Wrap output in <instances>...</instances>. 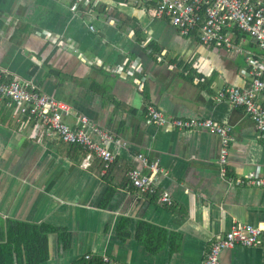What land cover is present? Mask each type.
Listing matches in <instances>:
<instances>
[{
	"label": "crops",
	"instance_id": "crops-1",
	"mask_svg": "<svg viewBox=\"0 0 264 264\" xmlns=\"http://www.w3.org/2000/svg\"><path fill=\"white\" fill-rule=\"evenodd\" d=\"M155 12L154 0H0V69L69 103L73 127L83 114L113 136L105 169L0 101V219L5 230L15 220L47 231L38 264H204L233 223L264 225V187L248 183L264 173V135L243 108L215 98L249 83L247 57L264 63V48L240 30L235 47L204 45ZM149 105L232 126L226 174L216 133L157 127ZM137 153L158 162L157 189L171 204L132 185ZM220 262L264 264V244L225 248Z\"/></svg>",
	"mask_w": 264,
	"mask_h": 264
},
{
	"label": "built area",
	"instance_id": "built-area-1",
	"mask_svg": "<svg viewBox=\"0 0 264 264\" xmlns=\"http://www.w3.org/2000/svg\"><path fill=\"white\" fill-rule=\"evenodd\" d=\"M75 5H87L89 0H72ZM156 15L168 17L182 35H196L204 45L224 44L235 47L232 40L234 27L250 35L264 48V1L257 0H154ZM93 28V26H91ZM247 73L251 77L244 87L225 86L216 94L217 101H227L243 108L254 120L258 131L264 135V106L257 104L256 96L264 93V63L252 56L247 57ZM134 67L125 68L126 72ZM0 101L14 107L22 117H29L43 123L59 141L76 144L81 147L88 163L96 157L107 169L115 161V154L106 145L113 140L112 134L86 115H78L79 125L73 127L65 116L70 114L71 106L64 100L49 95L39 88L36 82L11 77L0 69ZM148 120L157 127L173 126L179 129H207L220 138L219 165L222 174H226L229 147L233 141L232 126L221 125L212 119L177 118L164 115L154 105L147 107ZM97 135L99 139H95ZM140 167L128 170L127 175L134 187L141 193L158 195V199L167 204L172 203L167 192H159L156 176L161 170L157 161H151L143 153H137ZM231 179V178H230ZM239 182H244L239 180ZM248 183L264 187V173L250 176ZM264 244V225L233 223L226 233L212 241L205 256L204 264H221L220 254L225 248L237 245L252 246ZM109 261L108 258H104Z\"/></svg>",
	"mask_w": 264,
	"mask_h": 264
},
{
	"label": "trees",
	"instance_id": "trees-1",
	"mask_svg": "<svg viewBox=\"0 0 264 264\" xmlns=\"http://www.w3.org/2000/svg\"><path fill=\"white\" fill-rule=\"evenodd\" d=\"M234 31L239 30L234 27ZM71 145L81 149L76 144ZM102 165L104 167L103 163ZM6 222L8 228L5 230L3 229L4 221L0 219V264H14L15 258L19 264L23 263L24 258L27 264H38L48 258L46 230L26 222L15 220H7ZM81 263L103 264L102 261L97 262L94 260Z\"/></svg>",
	"mask_w": 264,
	"mask_h": 264
}]
</instances>
